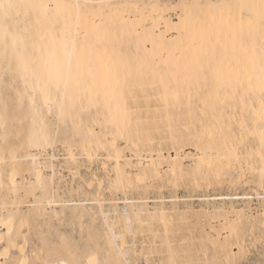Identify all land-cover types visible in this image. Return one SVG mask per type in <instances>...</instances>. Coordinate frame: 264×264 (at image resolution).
<instances>
[{"label":"rangeland","instance_id":"obj_1","mask_svg":"<svg viewBox=\"0 0 264 264\" xmlns=\"http://www.w3.org/2000/svg\"><path fill=\"white\" fill-rule=\"evenodd\" d=\"M68 1L85 10L123 9L126 18L138 17L140 10L149 14L156 3L164 12L146 20L150 37L144 41L111 29L108 50L119 42L120 58L109 53L111 70L104 63L93 73L81 66L79 82L73 65L55 70L50 62L25 69L27 54L34 56V63L50 56L49 35L55 36L54 42L58 39L62 19L48 13L45 22L52 24L37 49L30 41L35 18L41 16L37 10L25 7L11 22L16 37L21 33L23 39L8 45L9 31L0 33L4 155L22 139L16 160L3 168L5 176L16 168L21 185L16 193L0 191L6 203L0 214L18 208L28 215L18 240L26 264H264L259 136L247 131L241 139L233 135L250 112L254 116L253 110H259L256 79L248 78L251 89L242 77L240 87L222 92L207 84L181 87L177 96L174 81L161 79L157 71L180 61L192 36L171 50L156 47V36L163 46L168 39L184 37L190 25L186 9L194 12V5L221 0ZM67 29L82 38L83 33ZM227 31L247 33L242 15L231 17ZM254 41V51H241L237 42L236 54L249 60L255 56L258 65L259 33ZM124 64L140 69L127 82ZM35 79L47 95L34 88ZM148 140L152 144L144 146ZM234 144L242 146L243 166L226 159ZM212 158L225 159L212 171L199 167L202 159ZM38 168L44 174L43 187L35 184ZM11 256L0 263L20 264L18 250Z\"/></svg>","mask_w":264,"mask_h":264},{"label":"snow or ice","instance_id":"obj_2","mask_svg":"<svg viewBox=\"0 0 264 264\" xmlns=\"http://www.w3.org/2000/svg\"><path fill=\"white\" fill-rule=\"evenodd\" d=\"M25 7H37L35 5H23L14 2V0H0V28L5 26L10 27L11 22L15 16L19 15V10ZM75 7L79 8L80 5ZM103 7V6H102ZM192 7L209 9H228L229 20L231 19V9L237 8L239 10L247 11L248 30L247 33H233L228 32L227 36L224 34V13L220 12L219 22L217 15H209L201 13L195 19L194 31L191 41L188 45L185 55L175 65L167 67H160L157 71L161 79L167 78L169 81H174L175 91L179 95L181 87L191 89L193 86L200 87L202 85H210L213 90L222 92L231 88L240 87L241 78L248 80L247 87L254 88L252 80L253 77L259 82V91L261 95V104L255 115L249 113L245 120L241 121L240 127L233 133L237 139L243 138L245 132H250L259 136L260 143V176L262 183H264V0H259L258 3H245L238 5H194ZM95 32L96 37L90 39L89 33ZM111 29L106 25L101 18L99 24L95 20L91 21V25H86L83 31L84 39L82 41L83 50L78 57L77 67V82H79V69L81 66L89 73L96 70L97 62H102L106 67L113 65L112 57L108 54V45L112 43ZM259 33L260 37V55L259 64L257 65L255 56L250 60L240 57L236 54V44L239 43L241 51H254V36ZM79 33L77 39L73 40V47L71 51L65 49L66 55H76L77 44L79 41ZM227 65L228 71H225ZM117 72L120 71L119 66L116 67ZM123 71L125 75V82L129 76H135L140 69L132 65L124 64ZM207 91V89H205ZM247 125V127H245ZM253 129H258V132H253ZM242 146L234 144L231 156L226 159L229 162L235 161L237 164L243 166L245 158L241 156L240 152ZM221 160L215 158L202 159L199 167L201 169L207 168L212 171L218 167ZM248 166L252 167L251 160H248ZM235 255V253H233ZM71 264V262H69ZM110 264H125L123 261L114 260ZM209 264H224V262H209ZM227 264H240L239 261L229 260Z\"/></svg>","mask_w":264,"mask_h":264},{"label":"bare ground","instance_id":"obj_3","mask_svg":"<svg viewBox=\"0 0 264 264\" xmlns=\"http://www.w3.org/2000/svg\"><path fill=\"white\" fill-rule=\"evenodd\" d=\"M14 2L23 4V5H35L37 7H30L34 10H37L41 16L36 17L35 21L38 23L36 32L34 35H32L31 38V44L34 49H37V47L40 44V40L43 38V35L47 32V30H50L49 25L46 24L45 19H48V13L53 15L54 19H62L64 21V25H62L60 29V36L58 39L56 38L55 42L53 41L52 34L49 35V44L51 47V54L49 57L43 58L42 61L39 63H34L33 59L34 56L32 54H27L25 58V69L27 71H31L32 67L35 65H42L43 67H46L47 64L52 62V67L55 70H61L64 68L65 70H68L72 65L76 66L78 63V57L80 56L83 46L82 41L84 39V36L82 35V38L79 39L80 43L77 44V50L76 55H66L65 49L67 48L69 51H71L73 47V40L77 39L73 34L68 33L69 27L72 28L73 31H79L80 33H83L86 25H91V21L95 20L97 24L101 22V18L104 20L106 25L114 30L115 28H119L122 31H125L128 38L131 40H139L144 41L146 39H149L150 33L149 31L144 29V24L146 23V20H153L155 17H159L163 14L164 8L161 4L156 3L155 5H152L150 8L149 14H146L144 11L140 10V14L138 17L134 18H126V13L123 9H109L107 12L100 11V9H81L80 7H75L78 4L72 5L68 0H14ZM258 3L259 0H232L231 2H226L225 0H221L217 4L212 5H238V4H245V3ZM197 5H203L207 6L204 3H199ZM135 5L131 4L130 8H133L135 10ZM23 9V8H22ZM20 9L19 11H22ZM228 9H209L207 7L204 8H196L194 12H190L189 9H186V17L190 20V25L188 28V31L184 37H175L168 39L166 43H164V46L162 45L161 39L159 36H156L157 40L154 43L157 45L156 47L160 48H167V50H171L172 47L180 48L183 46L187 41L188 38H190L194 31V23L196 17H198L201 13H207L209 15H217V20L219 22V13L223 12V20H224V34L227 36L228 31L227 28L230 25L229 15H228ZM246 10H239L237 8L231 9V17H234L235 14L242 15L243 19V26L248 30V22H247V16H244V12ZM7 30L9 31V41L8 45L12 44L13 41L16 38L23 39L24 35L21 33H18V36L16 37V31L14 27V23H11L10 27L5 26ZM4 30V28H0V33ZM51 33V32H50ZM257 34V33H256ZM96 35L95 32H90L89 37L90 39H93ZM120 45L119 42L115 43L116 48H110L108 50V54L110 52H113V56L116 59H119V53H118V46ZM99 66H102V62H97ZM256 84L259 85L258 80L256 79ZM34 88L39 91L41 95H47L48 91L46 88L42 87L38 84L37 79L34 81ZM258 131V129H257ZM42 139H44V135L41 134ZM91 142V141H90ZM89 142V143H90ZM89 143L87 146H89ZM22 144V139L16 143V147L8 151V156L4 155V146L3 144H0V191L2 189H5L7 193H16L18 188L21 185V182H18L16 179V175L18 170L14 168L11 173L8 175H4L3 168L13 163L16 160V152L18 148ZM151 140H148L147 143H144L143 145H151ZM143 146V147H144ZM82 148L84 146L82 145ZM85 149V148H84ZM83 149V150H84ZM116 159L118 160V155L116 156ZM153 173L155 176H158V170L154 169ZM5 177H8L7 179ZM35 184L37 186L43 187V181H44V174L40 168L35 170ZM36 185H32L31 189L33 190ZM18 203V202H17ZM5 202L4 199H2V196H0V211H2L5 208ZM127 219H130V216H127ZM28 221V215L26 213L20 214L19 209H13L7 214H0V260L1 259H9L11 258V251L12 250H18L20 254L23 255L21 258L20 264H26V255L24 252V248L20 246L18 240L19 237L22 235V229L23 226ZM13 259L14 256H13ZM95 261L94 257L90 258V263H93ZM2 264V263H0ZM60 264H68L66 261H62Z\"/></svg>","mask_w":264,"mask_h":264}]
</instances>
